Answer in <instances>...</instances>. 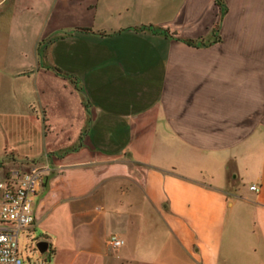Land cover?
Here are the masks:
<instances>
[{"label": "crops", "instance_id": "crops-1", "mask_svg": "<svg viewBox=\"0 0 264 264\" xmlns=\"http://www.w3.org/2000/svg\"><path fill=\"white\" fill-rule=\"evenodd\" d=\"M13 163L53 264H264V0H0Z\"/></svg>", "mask_w": 264, "mask_h": 264}, {"label": "built area", "instance_id": "built-area-1", "mask_svg": "<svg viewBox=\"0 0 264 264\" xmlns=\"http://www.w3.org/2000/svg\"><path fill=\"white\" fill-rule=\"evenodd\" d=\"M38 185L39 172L35 166L26 171L12 170L0 179V264H22V248L18 244V235L28 233L32 226V203ZM248 189L258 190L254 185H250ZM37 241L32 249L39 254H45L40 264H47L51 253L48 248L39 252L35 246ZM107 243L116 247L122 240L110 235ZM26 260L28 261V257Z\"/></svg>", "mask_w": 264, "mask_h": 264}, {"label": "rangeland", "instance_id": "rangeland-1", "mask_svg": "<svg viewBox=\"0 0 264 264\" xmlns=\"http://www.w3.org/2000/svg\"><path fill=\"white\" fill-rule=\"evenodd\" d=\"M9 169H17L18 171L27 170L25 167H21L18 164L13 163L12 165L9 166L7 170L3 171L4 174L0 177V179L9 173L10 171ZM233 185H235V182L233 183ZM227 190L231 192V187L228 186ZM38 235L39 232L37 230H32V229H29L28 233H20L18 235V244L19 247L22 248V254H21V257L23 259L22 264H40L43 257L45 256V254H39L32 249V245L35 243V241H37ZM24 244H25V248H24ZM27 257H28V261L26 260ZM47 264H53L52 258L48 260Z\"/></svg>", "mask_w": 264, "mask_h": 264}, {"label": "water", "instance_id": "water-1", "mask_svg": "<svg viewBox=\"0 0 264 264\" xmlns=\"http://www.w3.org/2000/svg\"><path fill=\"white\" fill-rule=\"evenodd\" d=\"M39 252H44L47 249V243L43 240H39L35 244Z\"/></svg>", "mask_w": 264, "mask_h": 264}, {"label": "trees", "instance_id": "trees-1", "mask_svg": "<svg viewBox=\"0 0 264 264\" xmlns=\"http://www.w3.org/2000/svg\"><path fill=\"white\" fill-rule=\"evenodd\" d=\"M143 28H147L153 32H163L166 33L163 29H160L159 27L154 26L153 24L144 25Z\"/></svg>", "mask_w": 264, "mask_h": 264}]
</instances>
